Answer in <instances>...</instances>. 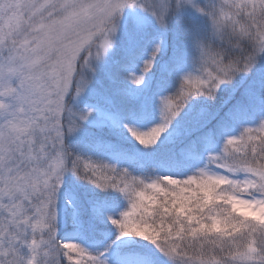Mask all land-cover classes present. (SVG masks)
Here are the masks:
<instances>
[{
  "label": "snow or ice",
  "instance_id": "6c2138e0",
  "mask_svg": "<svg viewBox=\"0 0 264 264\" xmlns=\"http://www.w3.org/2000/svg\"><path fill=\"white\" fill-rule=\"evenodd\" d=\"M0 264H264V0H0Z\"/></svg>",
  "mask_w": 264,
  "mask_h": 264
}]
</instances>
